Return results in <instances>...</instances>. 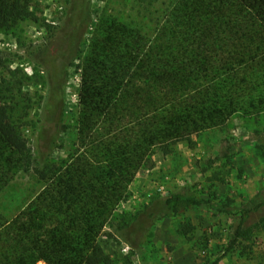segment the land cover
<instances>
[{
	"label": "trees",
	"instance_id": "trees-1",
	"mask_svg": "<svg viewBox=\"0 0 264 264\" xmlns=\"http://www.w3.org/2000/svg\"><path fill=\"white\" fill-rule=\"evenodd\" d=\"M28 3L0 0V31L36 21ZM164 16L152 37L113 18L98 27L78 90L87 151L60 172L40 171L44 188L11 219L0 214V264H108L97 238L136 171L153 165L155 150L170 153L235 112L247 88L235 72L264 59V0H173ZM13 87L0 83V147L28 166L8 104ZM183 202L202 203L164 198L171 210ZM250 237V228L234 230V241Z\"/></svg>",
	"mask_w": 264,
	"mask_h": 264
},
{
	"label": "rangeland",
	"instance_id": "rangeland-1",
	"mask_svg": "<svg viewBox=\"0 0 264 264\" xmlns=\"http://www.w3.org/2000/svg\"><path fill=\"white\" fill-rule=\"evenodd\" d=\"M172 3L29 0L37 20L0 31V83L14 84L8 104L31 156L27 166L0 147L4 218L44 188L40 171L60 172L87 151L77 126L78 90L98 27L113 18L152 37ZM15 69L29 78L20 80ZM235 77L247 88L225 125L175 144L170 153L155 150L153 165L136 171L97 238L108 264H264V59ZM173 193L202 203L171 210L164 198ZM238 225L251 229L250 239L234 241Z\"/></svg>",
	"mask_w": 264,
	"mask_h": 264
}]
</instances>
